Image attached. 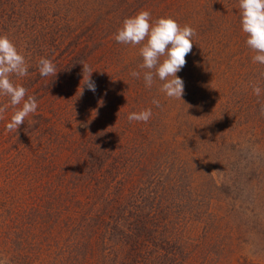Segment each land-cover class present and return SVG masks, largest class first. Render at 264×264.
I'll list each match as a JSON object with an SVG mask.
<instances>
[{"label":"trees","instance_id":"obj_1","mask_svg":"<svg viewBox=\"0 0 264 264\" xmlns=\"http://www.w3.org/2000/svg\"><path fill=\"white\" fill-rule=\"evenodd\" d=\"M141 9L196 29L176 74L181 100L158 80L147 88L140 46L114 39ZM3 34L29 64L13 80L38 108L14 136L11 109L0 119V168L20 166L11 194L41 200L48 252L63 240L92 264H222L244 217L262 240L264 65L252 62L238 0H0ZM41 57L55 77H41ZM81 63L95 92L77 91ZM148 108L147 123L127 119Z\"/></svg>","mask_w":264,"mask_h":264},{"label":"clouds","instance_id":"obj_2","mask_svg":"<svg viewBox=\"0 0 264 264\" xmlns=\"http://www.w3.org/2000/svg\"><path fill=\"white\" fill-rule=\"evenodd\" d=\"M240 24L246 35L247 47L255 53L253 63L264 65V0H238ZM196 29L188 24L181 26L176 19L163 16L152 19L148 10L141 9L136 14L124 19L122 25L114 34L116 42L137 46L142 63L143 80L147 88H151L158 80L159 91L169 99L181 100L184 94V81L176 74L186 65V56L192 51ZM83 65L79 95L84 86L96 91L95 82L91 79L93 70L86 63ZM38 71L41 77L56 76L57 68L51 59L41 57L38 61ZM29 75V64L25 56L18 51L14 42L6 35H0V96L7 97V102L0 106V119L11 109L12 114L5 125V131L17 133L20 125L36 113L38 101L34 95L13 77L24 78ZM133 78H141V72L131 71ZM252 92L259 97L262 89L259 85H252ZM152 103L160 107V101L153 99ZM264 115V104L260 107ZM152 117L150 108L139 112H131L129 122L147 123Z\"/></svg>","mask_w":264,"mask_h":264},{"label":"rangeland","instance_id":"obj_3","mask_svg":"<svg viewBox=\"0 0 264 264\" xmlns=\"http://www.w3.org/2000/svg\"><path fill=\"white\" fill-rule=\"evenodd\" d=\"M19 171L20 166L12 162L0 168V264H92L79 251L67 248L63 240L48 252L52 240L39 219L43 212L41 200L11 194V185L20 179ZM260 198L256 212L264 218V196ZM34 216L37 221L31 222ZM256 220L243 218L246 225L233 235L230 244L233 254L225 259L227 254L222 264H264V235L259 239Z\"/></svg>","mask_w":264,"mask_h":264}]
</instances>
